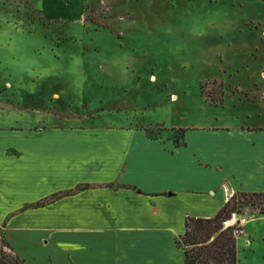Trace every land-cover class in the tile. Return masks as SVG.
I'll return each instance as SVG.
<instances>
[{"label":"rangeland","instance_id":"rangeland-1","mask_svg":"<svg viewBox=\"0 0 264 264\" xmlns=\"http://www.w3.org/2000/svg\"><path fill=\"white\" fill-rule=\"evenodd\" d=\"M211 122L264 124V0H0V125L176 141ZM232 204L264 216L261 196ZM257 217L245 228L255 251L243 255L238 236V264H259Z\"/></svg>","mask_w":264,"mask_h":264},{"label":"crops","instance_id":"crops-1","mask_svg":"<svg viewBox=\"0 0 264 264\" xmlns=\"http://www.w3.org/2000/svg\"><path fill=\"white\" fill-rule=\"evenodd\" d=\"M182 129L177 143L142 128L0 125V232L12 252L24 264H184L187 217L264 192V124ZM83 184L94 186L72 193ZM252 217L243 255L255 251Z\"/></svg>","mask_w":264,"mask_h":264},{"label":"trees","instance_id":"trees-1","mask_svg":"<svg viewBox=\"0 0 264 264\" xmlns=\"http://www.w3.org/2000/svg\"><path fill=\"white\" fill-rule=\"evenodd\" d=\"M180 137L176 142H180L184 129L180 128ZM94 186L93 184L79 185L72 192L75 193L84 187ZM69 193L61 192L45 201L38 203L44 205L57 198L59 195ZM238 195H252L262 197L264 192H236L228 200L226 205L211 217H187L185 220V231L176 238V245L184 251V264H238L237 238L242 234L243 226L224 227L223 220L228 218L232 212L233 201ZM2 246L8 244L4 239ZM0 264H24L22 259L15 255L10 257L4 247H0Z\"/></svg>","mask_w":264,"mask_h":264},{"label":"built area","instance_id":"built-area-1","mask_svg":"<svg viewBox=\"0 0 264 264\" xmlns=\"http://www.w3.org/2000/svg\"><path fill=\"white\" fill-rule=\"evenodd\" d=\"M250 220L249 213L232 211L230 216L223 220L224 227L243 226Z\"/></svg>","mask_w":264,"mask_h":264},{"label":"bare ground","instance_id":"bare-ground-1","mask_svg":"<svg viewBox=\"0 0 264 264\" xmlns=\"http://www.w3.org/2000/svg\"><path fill=\"white\" fill-rule=\"evenodd\" d=\"M152 77H153V76H152ZM174 99H175V100L177 99V96H176V95H175V98H174ZM252 218H253V217H251L250 220H251Z\"/></svg>","mask_w":264,"mask_h":264}]
</instances>
